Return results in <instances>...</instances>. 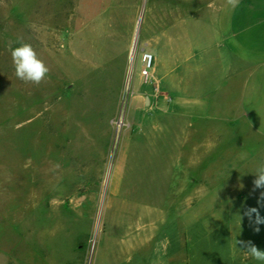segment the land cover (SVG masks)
I'll use <instances>...</instances> for the list:
<instances>
[{"label":"rangeland","instance_id":"obj_1","mask_svg":"<svg viewBox=\"0 0 264 264\" xmlns=\"http://www.w3.org/2000/svg\"><path fill=\"white\" fill-rule=\"evenodd\" d=\"M222 1L0 0V264H261L241 242L264 250V223L255 232L245 215L264 217V152L160 104L175 22L210 19ZM37 12L50 46L39 85L17 78L9 47L35 49Z\"/></svg>","mask_w":264,"mask_h":264},{"label":"crops","instance_id":"obj_2","mask_svg":"<svg viewBox=\"0 0 264 264\" xmlns=\"http://www.w3.org/2000/svg\"><path fill=\"white\" fill-rule=\"evenodd\" d=\"M211 6L215 14L210 19L175 22L173 71L160 77L173 95H162L160 104L205 123L207 134H213L215 124L227 127V141L235 135L239 153L258 156L264 152V0H240L235 9L227 0ZM157 51L152 74L159 67ZM208 145L210 156L213 147ZM180 249L188 250L187 245ZM243 253L246 261L249 255Z\"/></svg>","mask_w":264,"mask_h":264},{"label":"clouds","instance_id":"obj_3","mask_svg":"<svg viewBox=\"0 0 264 264\" xmlns=\"http://www.w3.org/2000/svg\"><path fill=\"white\" fill-rule=\"evenodd\" d=\"M227 3L235 9L239 6L240 0H227ZM9 47L17 78L27 83L39 85L48 74L49 68L38 57L31 44L22 43L15 48H11V45ZM253 175L255 177L253 180L254 190L264 189V163L257 165ZM261 197L264 199V192L261 193ZM261 206H264V204ZM245 215L249 217L251 223L257 225L254 231L259 232L260 228L258 225L264 223V217L260 215L259 208H249L246 210ZM241 244L243 251L251 258L264 264V250H260L252 241L241 242Z\"/></svg>","mask_w":264,"mask_h":264},{"label":"bare ground","instance_id":"obj_4","mask_svg":"<svg viewBox=\"0 0 264 264\" xmlns=\"http://www.w3.org/2000/svg\"><path fill=\"white\" fill-rule=\"evenodd\" d=\"M39 11V10H38ZM43 12V11H42ZM67 12V11H66ZM35 20H34V24H33V35H34V43H35V51L38 55V57L41 59V55L43 53H48V47L49 46V41L47 39H45V35L47 34V30L45 27L46 21L43 19V17L41 16L40 13L37 12V15H35ZM57 19V18H56ZM59 21V20H58ZM49 36V35H48ZM57 42V41H56ZM56 44V43H55ZM52 51V50H51ZM50 52V51H49ZM134 56V52H132V57ZM47 61V60H46ZM133 62V61H132ZM46 63V62H45ZM50 72V71H49ZM130 79H131V74L129 75L128 78V85L130 83ZM46 80V79H44ZM45 84V83H44ZM47 85V84H46ZM40 91V90H39ZM44 90H41V92H43ZM42 94V93H41ZM44 97L43 102L39 103V109L42 110V114L43 115H47L49 113V104H48V98L49 96L47 95V89L44 91ZM40 96V93H39ZM39 100V99H38ZM23 112L19 113V119L23 118ZM44 117V116H43Z\"/></svg>","mask_w":264,"mask_h":264},{"label":"built area","instance_id":"obj_5","mask_svg":"<svg viewBox=\"0 0 264 264\" xmlns=\"http://www.w3.org/2000/svg\"><path fill=\"white\" fill-rule=\"evenodd\" d=\"M143 65L141 67L140 76L148 81L151 77L153 65H154V56L151 53L145 52L143 54ZM122 122H119V125H121Z\"/></svg>","mask_w":264,"mask_h":264},{"label":"water","instance_id":"obj_6","mask_svg":"<svg viewBox=\"0 0 264 264\" xmlns=\"http://www.w3.org/2000/svg\"><path fill=\"white\" fill-rule=\"evenodd\" d=\"M139 24H140V22H139ZM138 35H139V30L137 31V34H136V37H135V44H136V42H137Z\"/></svg>","mask_w":264,"mask_h":264}]
</instances>
